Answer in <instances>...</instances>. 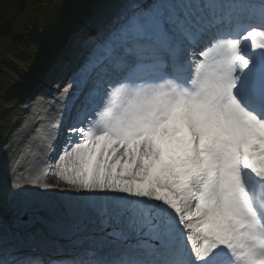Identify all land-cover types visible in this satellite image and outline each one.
Returning <instances> with one entry per match:
<instances>
[{"label": "snow or ice", "instance_id": "obj_1", "mask_svg": "<svg viewBox=\"0 0 264 264\" xmlns=\"http://www.w3.org/2000/svg\"><path fill=\"white\" fill-rule=\"evenodd\" d=\"M68 70L0 264H264V0H101Z\"/></svg>", "mask_w": 264, "mask_h": 264}, {"label": "trees", "instance_id": "obj_2", "mask_svg": "<svg viewBox=\"0 0 264 264\" xmlns=\"http://www.w3.org/2000/svg\"><path fill=\"white\" fill-rule=\"evenodd\" d=\"M22 1L25 8L20 13ZM86 2L20 0L14 9L12 1L0 0V36H9L0 53V142L4 130L13 128V124L16 128L22 125L24 111L18 110L17 103L20 102L21 89L31 86L29 76L45 81L49 78V70L55 65L51 50H59L56 42L60 43L61 34L73 25L67 13L59 11V7L67 6L74 12L75 7ZM27 3L29 13L25 12Z\"/></svg>", "mask_w": 264, "mask_h": 264}, {"label": "rangeland", "instance_id": "obj_3", "mask_svg": "<svg viewBox=\"0 0 264 264\" xmlns=\"http://www.w3.org/2000/svg\"><path fill=\"white\" fill-rule=\"evenodd\" d=\"M15 1V0H12ZM29 6L28 3L26 4V9L25 12L29 13ZM8 37L9 36H4V37H0V52H3L4 48L6 47L7 43H8ZM59 88H57L56 86V90H58ZM35 100H30L29 104H31V107L29 108V115L27 117V121H26V130L25 132H33L31 133V140L32 142H35L36 147L32 153V155L29 157L28 163L29 165L27 167H25V169L28 168H32L33 166H37V160H39V156L43 157V146L47 144V137H48V132H49V128L51 123H49V121H51V118L53 117V114L56 112V107L53 106V108H51L50 106H48L47 108H43L42 110H40V107H38V104L40 103V101H36V103L33 104ZM37 117V120L34 121L32 118ZM30 120V121H29ZM32 148V144L30 145V142L28 144H26V146L23 148L24 152H26L29 148ZM31 148L29 151H31ZM36 154V157H35ZM41 159V158H40ZM24 174H27L24 172ZM51 174V173H50ZM50 174L47 177V182L48 183H55V180L50 178ZM71 195H75V193H70Z\"/></svg>", "mask_w": 264, "mask_h": 264}, {"label": "bare ground", "instance_id": "obj_4", "mask_svg": "<svg viewBox=\"0 0 264 264\" xmlns=\"http://www.w3.org/2000/svg\"><path fill=\"white\" fill-rule=\"evenodd\" d=\"M49 177L55 180L54 173H51Z\"/></svg>", "mask_w": 264, "mask_h": 264}]
</instances>
